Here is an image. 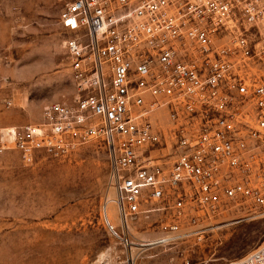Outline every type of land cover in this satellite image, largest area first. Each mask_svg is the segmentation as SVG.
Listing matches in <instances>:
<instances>
[{"label":"built area","instance_id":"built-area-1","mask_svg":"<svg viewBox=\"0 0 264 264\" xmlns=\"http://www.w3.org/2000/svg\"><path fill=\"white\" fill-rule=\"evenodd\" d=\"M58 1L78 93L38 122L0 127V154L31 166L102 142L124 236L106 210L105 220L127 245L130 224L150 212L165 218L149 247L232 209L262 214L264 0ZM227 264H264V244Z\"/></svg>","mask_w":264,"mask_h":264},{"label":"rangeland","instance_id":"rangeland-1","mask_svg":"<svg viewBox=\"0 0 264 264\" xmlns=\"http://www.w3.org/2000/svg\"><path fill=\"white\" fill-rule=\"evenodd\" d=\"M58 0H0V127L38 122L44 107L78 93ZM160 124L172 127L167 113ZM110 162L102 142L64 158L39 155L24 166L15 150L0 154V264H227L264 244V211L246 207L217 216L200 232L149 247L161 234L163 211L130 224L131 245L112 200ZM108 201V202H107ZM155 204L150 203L148 207ZM184 226L183 229H188Z\"/></svg>","mask_w":264,"mask_h":264},{"label":"bare ground","instance_id":"bare-ground-1","mask_svg":"<svg viewBox=\"0 0 264 264\" xmlns=\"http://www.w3.org/2000/svg\"><path fill=\"white\" fill-rule=\"evenodd\" d=\"M112 202H113V200H112Z\"/></svg>","mask_w":264,"mask_h":264}]
</instances>
